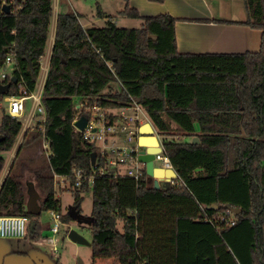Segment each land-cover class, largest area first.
Instances as JSON below:
<instances>
[{
  "label": "trees",
  "instance_id": "trees-1",
  "mask_svg": "<svg viewBox=\"0 0 264 264\" xmlns=\"http://www.w3.org/2000/svg\"><path fill=\"white\" fill-rule=\"evenodd\" d=\"M244 4L248 16L238 23L262 31L259 51L180 53L177 18L169 13L144 15L142 26L132 28L111 19L84 26L78 13L59 11L42 94L44 132L35 127L51 151V172L35 174L41 211H27L28 184L10 170L0 189V215L61 213L54 174L72 176L78 169L94 176L91 188L72 191L80 212L84 192L93 194L92 213L83 222L93 230L94 259L264 264V0ZM53 11V0H16L10 13L0 9V69L12 67L3 80L18 78L12 90L37 88ZM123 13L140 16L128 4ZM115 81L121 88L104 93ZM132 98L162 136L175 184L155 188L147 169L139 180L102 173L107 157L74 126L76 100L114 108ZM22 128L20 119L4 114L0 176Z\"/></svg>",
  "mask_w": 264,
  "mask_h": 264
},
{
  "label": "rangeland",
  "instance_id": "rangeland-1",
  "mask_svg": "<svg viewBox=\"0 0 264 264\" xmlns=\"http://www.w3.org/2000/svg\"><path fill=\"white\" fill-rule=\"evenodd\" d=\"M127 2L126 0H53V27L56 25L59 11L78 13L84 26H102L108 19H111L120 27H141L144 16L142 12L137 9L140 14L139 17L123 13ZM129 7L133 8L131 5ZM240 10H242L241 7ZM46 62L47 56H44L40 77L37 82L38 87L42 81ZM8 72L11 73V69ZM120 88V84L115 81L107 86L103 92L107 93L112 89L119 90ZM76 101L78 105L79 100ZM33 104L32 99L25 101V110L21 116L23 123L26 122V118L32 111ZM6 107L7 103H3V106L0 107V123L6 112ZM42 119L43 115L36 114L32 125L36 127ZM24 133L25 130L22 128L12 149V157H10L11 153L6 156L7 162L10 160L12 162H10L12 174L23 179L29 187L32 182L36 184L35 173L39 169L43 173L48 174L51 172L48 159L51 151L46 144L44 135H40L37 129H30L25 135ZM116 142L135 145L137 140L124 141V134L119 133ZM20 147L21 151L18 154ZM17 154L18 157L16 158ZM155 162L156 165L162 164L159 160ZM119 169L122 170V168ZM56 196L60 197L61 213L63 215L59 232L56 234L52 233L50 229L54 222L52 215L49 210H43L39 216L30 219L27 238L0 237V264H79L80 260L84 264H118V261L112 259H94L91 244L78 243L69 237V231L75 229L89 241H92L93 230L91 225L86 222L66 217L75 201L74 193L71 190H61L59 186H56ZM83 196L81 213L84 216H88L92 213L93 207L92 191L84 192ZM40 200L39 196V204ZM119 227H122V223L119 224Z\"/></svg>",
  "mask_w": 264,
  "mask_h": 264
},
{
  "label": "built area",
  "instance_id": "built-area-1",
  "mask_svg": "<svg viewBox=\"0 0 264 264\" xmlns=\"http://www.w3.org/2000/svg\"><path fill=\"white\" fill-rule=\"evenodd\" d=\"M16 0H0V6L9 4L11 8ZM6 62L11 64L12 55L7 57ZM9 75L5 68L0 69V79L4 80ZM45 81H41L39 87L34 91L28 92L24 88L19 91L10 89L4 95H1L2 106L7 103L6 114L21 120L22 113L25 110V101L32 99L34 104L32 111L23 123L25 131L32 128L33 120L36 114L43 115V119L37 126L44 132V122L46 120V109L43 104L42 94ZM79 113L74 122L82 115L87 116L88 123L85 129L75 128L81 132L83 138L89 142L99 144L101 155L107 157L106 167L102 173L112 172L113 174L127 176L139 180L145 174L146 164L139 160V154L142 147L136 142L135 145L116 142L119 133L124 134V141L131 142L144 133L141 132L143 125H150L158 138V145L161 151L156 153L155 161L162 162V166L168 169H174L169 157L165 154L163 140L149 117L146 109L134 98L120 107H105L98 104L90 105L88 101L80 102L78 105ZM83 112V114H81ZM35 127V126H34ZM35 129V128H34ZM46 139V138H45ZM46 144L49 146L48 141ZM96 166L93 165V167ZM119 168H122L120 170ZM56 186L61 190H80L85 187L91 188L94 184V176H88L84 171L76 169L72 176L54 174ZM175 183L174 180H172ZM52 215L53 225L51 231L56 234L61 226V213L56 210H49ZM30 218L27 215H0V237L25 238L28 233ZM234 223V222H233Z\"/></svg>",
  "mask_w": 264,
  "mask_h": 264
},
{
  "label": "crops",
  "instance_id": "crops-1",
  "mask_svg": "<svg viewBox=\"0 0 264 264\" xmlns=\"http://www.w3.org/2000/svg\"><path fill=\"white\" fill-rule=\"evenodd\" d=\"M127 4L138 9L143 15L169 13L177 18L175 31L177 49L180 53H238L259 51L261 48L262 31L238 23V21H244L248 16L244 0H128ZM55 34L56 25L53 27L52 21L46 51L41 58L42 65L43 57L47 56L42 82L46 81L49 70ZM10 69H12L11 66L7 70L10 71ZM195 125L196 129L199 130V124L196 123ZM34 126L32 125L30 129H34ZM149 126L143 125L141 132L144 133V130L148 129ZM153 137H156L154 132L145 133L140 135L137 141L141 146H152L155 145ZM149 139L152 142H149ZM10 153V157H12V150L7 154ZM10 162L11 160L7 162L6 156V164L0 176V189L10 170ZM155 166L164 171L162 176L158 178L160 188L175 184L172 180L175 181L176 178L172 179L166 173L170 169L164 168L162 165L155 164ZM38 172L41 170L39 169Z\"/></svg>",
  "mask_w": 264,
  "mask_h": 264
},
{
  "label": "water",
  "instance_id": "water-1",
  "mask_svg": "<svg viewBox=\"0 0 264 264\" xmlns=\"http://www.w3.org/2000/svg\"><path fill=\"white\" fill-rule=\"evenodd\" d=\"M0 9L6 13L11 12V6L9 4H4L0 6ZM16 83H18V78L15 75H12L11 80L8 82H4L3 80L0 79V95H4L8 91H10V89L12 88V85ZM0 107H2L1 102H0ZM87 123H88L87 116L82 115L78 120L74 122V125L78 127L79 129H85V127L87 126ZM144 131H145L144 134L145 133L151 134L154 132L151 126H149L148 129L146 128V130ZM153 138H154L153 141L155 145H152V146L150 145L146 147L141 146L142 150H141V153L139 154V160L146 164V169L149 174V178H148L149 181L151 183H154L155 188H160L158 178L162 176L164 171L160 170L159 168L155 166V158H156V153L161 151V147L158 145L157 136ZM1 139H2V136H0V140ZM143 141L145 140L143 139ZM193 142L198 143L199 142L198 137H194ZM96 159H97V152H93L92 153V165H95ZM166 173L168 176H171L172 179L177 178V172L175 171V169H170ZM28 194H29V197L27 201V211L32 214L40 213L41 208L38 203L40 195L33 183L29 184ZM227 207H229L231 211H233L234 213H240L242 211V209L239 207L238 208L231 207V205H227ZM69 214L74 220H77V221H87L88 220V217L82 215V213L78 211L75 207H72L70 209ZM69 237L73 241L78 242V243L91 244V241H89L85 236H83L80 232H78L75 229H72L69 231ZM79 264H84V263L80 260Z\"/></svg>",
  "mask_w": 264,
  "mask_h": 264
},
{
  "label": "bare ground",
  "instance_id": "bare-ground-1",
  "mask_svg": "<svg viewBox=\"0 0 264 264\" xmlns=\"http://www.w3.org/2000/svg\"><path fill=\"white\" fill-rule=\"evenodd\" d=\"M148 141H149V142H152V140H150V139H149Z\"/></svg>",
  "mask_w": 264,
  "mask_h": 264
},
{
  "label": "flooded vegetation",
  "instance_id": "flooded-vegetation-1",
  "mask_svg": "<svg viewBox=\"0 0 264 264\" xmlns=\"http://www.w3.org/2000/svg\"><path fill=\"white\" fill-rule=\"evenodd\" d=\"M1 102V101H0ZM2 103V102H1ZM25 238H27V237H25Z\"/></svg>",
  "mask_w": 264,
  "mask_h": 264
}]
</instances>
